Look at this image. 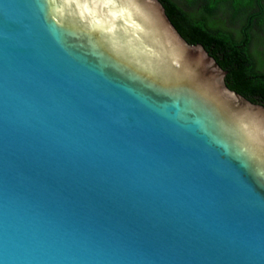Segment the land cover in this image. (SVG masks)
Returning <instances> with one entry per match:
<instances>
[{
    "label": "water",
    "instance_id": "95a60500",
    "mask_svg": "<svg viewBox=\"0 0 264 264\" xmlns=\"http://www.w3.org/2000/svg\"><path fill=\"white\" fill-rule=\"evenodd\" d=\"M158 0H0V264H264V106Z\"/></svg>",
    "mask_w": 264,
    "mask_h": 264
},
{
    "label": "trees",
    "instance_id": "16d2710c",
    "mask_svg": "<svg viewBox=\"0 0 264 264\" xmlns=\"http://www.w3.org/2000/svg\"><path fill=\"white\" fill-rule=\"evenodd\" d=\"M158 2L180 36L190 45L200 44L226 72L224 82L228 89L254 104L264 106V63H258V68L254 66L248 49L251 41L250 36L248 37V26L242 36L237 38L232 34H226L216 25H214L216 29L212 28V24L206 20V13L201 10L198 12L200 17L197 18L188 15L173 0ZM241 6L242 8L247 6V10L251 9V0H240L232 5L235 12L241 9ZM211 9L212 6L206 12L212 11Z\"/></svg>",
    "mask_w": 264,
    "mask_h": 264
},
{
    "label": "flooded vegetation",
    "instance_id": "af4514ba",
    "mask_svg": "<svg viewBox=\"0 0 264 264\" xmlns=\"http://www.w3.org/2000/svg\"><path fill=\"white\" fill-rule=\"evenodd\" d=\"M180 8L184 9L190 16H198L199 10L207 15V21L214 25L226 34H232L239 38L244 33V29H248V37L250 36L249 54H251L254 66L258 68V63H264V0H251V9L247 10V6L234 11L232 5L240 0H173ZM246 2V1H245ZM244 2H241V4ZM255 3V5H254ZM258 5H257V4ZM212 6V11L206 12ZM229 13V25L222 21V15ZM219 19V20H218ZM226 24V25H225ZM212 30V29H211ZM200 45V44H196ZM201 46V45H200ZM260 67V66H259Z\"/></svg>",
    "mask_w": 264,
    "mask_h": 264
},
{
    "label": "rangeland",
    "instance_id": "374dc122",
    "mask_svg": "<svg viewBox=\"0 0 264 264\" xmlns=\"http://www.w3.org/2000/svg\"><path fill=\"white\" fill-rule=\"evenodd\" d=\"M229 13L228 12H225L223 15H222V17H221V19H222V21H224V22H227L228 23V25H229ZM219 20V19H218ZM226 25V24H225Z\"/></svg>",
    "mask_w": 264,
    "mask_h": 264
}]
</instances>
